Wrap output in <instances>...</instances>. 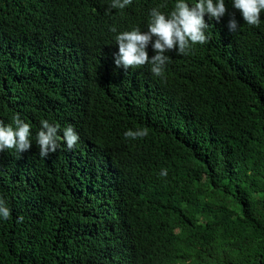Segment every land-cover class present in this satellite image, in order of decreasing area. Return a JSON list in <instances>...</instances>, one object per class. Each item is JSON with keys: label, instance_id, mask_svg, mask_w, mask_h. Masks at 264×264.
<instances>
[{"label": "trees", "instance_id": "obj_1", "mask_svg": "<svg viewBox=\"0 0 264 264\" xmlns=\"http://www.w3.org/2000/svg\"><path fill=\"white\" fill-rule=\"evenodd\" d=\"M174 3L0 0V119L33 132L29 151L0 153V264H264V12L251 26L226 0L163 75L117 67L110 27L146 30ZM43 119L80 141L40 157Z\"/></svg>", "mask_w": 264, "mask_h": 264}, {"label": "clouds", "instance_id": "obj_2", "mask_svg": "<svg viewBox=\"0 0 264 264\" xmlns=\"http://www.w3.org/2000/svg\"><path fill=\"white\" fill-rule=\"evenodd\" d=\"M133 0H111V9H126ZM233 9L239 10L243 21L251 26H259L261 13L264 12V0H231ZM226 0H175L171 11H162L156 6L149 11L146 30L139 25L130 30L118 31L115 25L110 27L114 34L118 52L114 55L117 67L139 68L149 65L151 72L161 76L175 51L178 55H188L196 45L206 44L209 40L207 32L209 24L205 20L219 21L228 13ZM241 24L233 14L227 22L230 32L238 31ZM149 46L153 55L149 56ZM126 139L136 140L148 135L146 127L129 128L123 133ZM80 141V134L73 124L62 127L59 123L43 119L40 129L35 133V143L39 146V155L46 158L63 145L74 148ZM33 145L32 125L16 112L11 122L0 119V153L13 150L22 154ZM161 176L168 175L167 168H161ZM12 218V210L7 199L0 195V221ZM23 220V217H19Z\"/></svg>", "mask_w": 264, "mask_h": 264}]
</instances>
